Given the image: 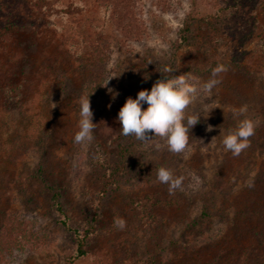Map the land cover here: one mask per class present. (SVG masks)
<instances>
[{"label":"rangeland","instance_id":"1","mask_svg":"<svg viewBox=\"0 0 264 264\" xmlns=\"http://www.w3.org/2000/svg\"><path fill=\"white\" fill-rule=\"evenodd\" d=\"M55 1L58 28L43 10L0 0L1 23L26 25L10 36L0 61L31 62L58 42L64 49L48 83L30 76L18 96L0 85V264L210 263L211 253L175 252L173 242L190 220L202 219V180L220 166L227 175L250 166L252 175L264 155L246 149L233 156L222 143L242 119L264 135V0H116L126 4L124 17L113 0ZM218 65L227 68L216 77L221 82L210 95L198 91L186 109L201 117L183 153L168 151L160 137L121 134L126 98L169 76L165 67L202 89ZM108 89L119 93L115 99ZM88 95L93 139L75 143L79 101ZM104 166L115 170L105 188ZM160 167L182 178L174 192L158 181ZM247 179L234 182L239 198ZM168 197L174 205L163 204ZM214 228L228 232L230 222L216 218ZM82 235L85 252L76 256Z\"/></svg>","mask_w":264,"mask_h":264},{"label":"trees","instance_id":"2","mask_svg":"<svg viewBox=\"0 0 264 264\" xmlns=\"http://www.w3.org/2000/svg\"><path fill=\"white\" fill-rule=\"evenodd\" d=\"M26 7H33L36 10L46 12L49 23L58 28L60 17L56 15L55 0H19ZM114 1L112 9L118 11V15L124 17L128 12L124 9L126 4ZM122 5V6H121ZM125 6V7H124ZM53 23V24H52ZM26 25L19 26L13 23L0 22V50L5 52L10 36L23 34ZM177 47V46H176ZM64 49L61 43L54 44L51 51L44 50L39 58L28 62L20 61L17 57L11 56L7 62L0 61V85L15 91L19 95L22 87V80H27L30 76L43 77V81L48 83L50 78L59 72L61 67L60 52ZM64 57H71L68 50L63 52ZM37 63V64H36ZM36 64V65H34ZM253 78H257L256 70H252ZM54 78V77H53ZM128 140V139H127ZM121 147V156L127 153L128 147ZM252 152L264 153V135L254 132L250 137V147ZM45 159V157L43 158ZM256 164V163H255ZM105 165V164H104ZM41 171V165L38 167ZM251 167H245L244 171L236 170V174L227 175L220 166L208 180H202V219L199 215L194 220H190L185 225L186 233L179 236L173 242L175 252L182 251L186 254L209 252L212 255L208 264H264V155L259 164H256L254 173ZM100 177L104 180V188L107 184L113 183L114 169L107 171V166L100 168ZM237 174H239L237 176ZM247 176L245 192L240 196L234 194V182L237 178L244 179ZM252 187H249V183ZM103 187V186H102ZM52 198L56 199V192ZM239 198V199H238ZM163 204L174 205L168 197ZM216 218L230 222L229 231H215L214 221ZM218 233V234H217ZM85 235L77 240L76 256L84 254L83 245ZM198 239L196 243L193 242Z\"/></svg>","mask_w":264,"mask_h":264},{"label":"clouds","instance_id":"3","mask_svg":"<svg viewBox=\"0 0 264 264\" xmlns=\"http://www.w3.org/2000/svg\"><path fill=\"white\" fill-rule=\"evenodd\" d=\"M173 71L171 67H165L163 72L170 74L169 76L163 75L164 78L158 79L150 91H139L135 99L126 98L118 112V121L121 125L122 135L134 136L137 140L144 142L150 141L154 136L160 137L166 142L168 151L181 154L188 146L190 129L199 123L201 117L198 114L186 115V109L197 98L198 91L202 90L210 95L212 89L221 82L216 77L220 73L226 72L227 68L223 65L215 67L212 70V78L203 83L202 89H198L197 85L190 82V78L186 75H171ZM108 91L112 93L113 99L119 94L113 92L112 89H108ZM145 103L147 108L142 110V105ZM79 104V130L74 136L75 143L91 141L96 126L93 123L89 95L81 97ZM245 111L246 106L234 110V114L243 115ZM208 130H212L211 126ZM254 132V123L249 119H242L235 130L229 131L224 136L223 146L233 156H239L250 147V137L254 135ZM149 133L153 135H149ZM156 147L159 149L162 145L158 143ZM157 179L160 183L169 185L170 193L180 187L182 181V178L174 177L172 171L165 167H160L157 170ZM252 186L250 182L249 187ZM115 223L121 230L126 226L123 219H117Z\"/></svg>","mask_w":264,"mask_h":264}]
</instances>
